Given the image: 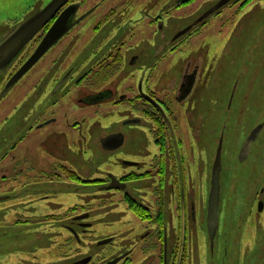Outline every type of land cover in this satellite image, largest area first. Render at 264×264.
I'll use <instances>...</instances> for the list:
<instances>
[{
	"label": "flooded vegetation",
	"instance_id": "obj_1",
	"mask_svg": "<svg viewBox=\"0 0 264 264\" xmlns=\"http://www.w3.org/2000/svg\"><path fill=\"white\" fill-rule=\"evenodd\" d=\"M52 1L33 5L23 18L8 24L0 44ZM161 1L71 0L0 74V107L6 106L19 83L11 107H38L27 117L19 138L0 151V211L8 225L26 227L31 234L44 232L40 238H44L46 260L37 264H239L243 258L251 264L259 253L264 264V159L252 161L248 184L235 180L233 197L227 189L231 184L221 185L222 165L218 231L212 239L208 213L214 161L207 167L195 154L201 138L200 125L194 121L199 110L188 103L199 89L201 66H189L178 82L170 81L165 87L164 75L149 76L154 70L144 74L138 66L144 53L129 45L123 25L130 9L134 10L130 14L143 16L146 25L163 37L169 23L167 9L180 10L196 2L168 0L158 9ZM251 1L216 0L211 9L222 4L219 16L223 7L231 8L230 19L236 6ZM71 7L72 27L67 34L6 90ZM206 21L187 24L165 43L176 52L199 35ZM81 28L87 36L94 35L81 39ZM79 56L83 59L75 64L73 59ZM43 59L45 65L36 67ZM27 81L30 84L23 87ZM186 106L196 113L193 118L184 116ZM93 119L96 122L89 126ZM102 122V135L94 142L101 149L102 166L94 170L78 156L66 154L65 148L90 155L92 135ZM263 130L241 161L244 140L238 149L239 166L252 159ZM144 133L150 137L148 150L125 155L126 144ZM32 134L37 141L22 155L19 148ZM99 216L109 220V228L125 224L129 231L96 234Z\"/></svg>",
	"mask_w": 264,
	"mask_h": 264
},
{
	"label": "rangeland",
	"instance_id": "obj_2",
	"mask_svg": "<svg viewBox=\"0 0 264 264\" xmlns=\"http://www.w3.org/2000/svg\"><path fill=\"white\" fill-rule=\"evenodd\" d=\"M49 1L0 0V34L8 28V24L12 21L21 19L26 12H30L33 5H43ZM159 3L160 5L157 4L158 9L168 3V0ZM215 3L216 0H196L195 3L180 10L167 9L170 12V15L166 14V17L168 16L166 20H169V23L166 24L163 37L146 25L143 16L136 13L130 14L134 11L131 9L128 11L130 16L127 17V22L123 27L126 30L129 45L144 53L143 60L138 66L143 67L144 74L147 75L154 70L153 75L149 76L164 75L165 87L170 81L177 80L178 82L189 66L193 69L200 64L202 74L200 75L199 89L195 98L188 102L191 103V107L194 104L197 105L199 113L196 115L191 107L186 106L184 116L193 118L196 115L194 121L200 125L201 138L196 141L194 151L202 158V162L204 160L207 167L214 161L220 140H222L223 179L221 185L226 187L225 184H231L227 189L229 195L232 196V188L238 180L248 184L252 176L250 169L252 161L257 157L264 159L263 130L252 150V159L247 160L244 167L237 163L238 149L245 142L246 137L258 124L263 125L262 129H264V0H252L249 4L236 6L237 11L233 12L230 19H227V14L232 13L229 7H223L220 10L223 11V14L219 16L218 8L205 18L212 10L211 8L216 5ZM109 4L112 5L111 1ZM142 4L143 7H148L146 3ZM150 5V10L153 13L154 3ZM199 18L201 21L207 20L205 28L187 45H182L181 49L173 52L171 46L167 45L165 41L170 40L176 30L187 24H193L197 19L200 20ZM85 28H81V39L87 41L94 34L91 35L89 32L87 36ZM81 46L82 44L76 50L78 51ZM82 59L79 56L73 61L77 64ZM45 62L46 60L43 59L36 67L44 66ZM155 62L159 64L156 68L154 67ZM190 62H192L191 65H189ZM29 84L30 81H27L22 85L25 87ZM153 84L150 82V86ZM19 87H21L20 83L9 95L10 99L5 102L6 106L0 107V151L19 138L20 133L24 132L23 124L27 117H31L32 115L29 116V114H33L38 108L27 104L20 105L19 108L11 107ZM104 121L108 122L107 119ZM184 121L187 122V119ZM94 122L96 119L91 120L89 126H92ZM101 124L92 135L93 146L90 155L89 152L78 155V149L74 151L68 147L65 148L66 154H72L75 158L78 156V159L83 163L88 162L87 166L89 168L92 166L94 170L102 166L101 149L98 144H94L101 137L105 127L103 122ZM115 126H117L116 123ZM187 132L190 136V132ZM149 138V134L144 133L137 140L131 139L126 144L129 148L124 154L133 155L138 150H148ZM188 138L190 139V137ZM35 141H37V137L32 134L28 141L19 148V153L22 152L23 155V149L34 146ZM108 159L112 161L110 156ZM110 164L114 166L113 163ZM237 185L242 186L241 183ZM2 214L3 210L0 211V264L44 263L46 259L42 255L46 250L45 242L44 238H40L44 232L43 234L42 232L31 234L27 232L26 227L8 225ZM102 217L99 216L96 234L117 233L120 230L129 231L125 224L109 228V220H103ZM136 233L138 232L136 231ZM133 235L130 234V237ZM136 235H140V232ZM262 262V255L259 253L251 264H262ZM247 263L248 261L243 258L239 264ZM227 264L232 263L227 262Z\"/></svg>",
	"mask_w": 264,
	"mask_h": 264
},
{
	"label": "water",
	"instance_id": "obj_3",
	"mask_svg": "<svg viewBox=\"0 0 264 264\" xmlns=\"http://www.w3.org/2000/svg\"><path fill=\"white\" fill-rule=\"evenodd\" d=\"M69 1L71 0H53L45 7L42 12L36 13L32 17L28 18V20L16 27L12 33L2 41L0 44V74L11 65L14 59L24 49V47L31 42L34 36H36L41 31V29L53 19L55 14L60 11ZM220 6H222V4H218L217 7L210 10L205 18H207L208 15L214 13V10L220 8ZM71 10L72 7L67 9L66 12H64V14L59 17V19L56 21V24L51 28V31H49L45 37L44 42L35 51V55L26 62L25 66L20 71L15 74L14 78L8 83L6 90H9L15 86V83L25 76L27 71L36 65V62L46 54L47 50L55 45L62 36L67 34V32L72 27L70 25V17L72 16ZM262 128L263 125L257 126L254 129V132L246 139V143L240 151L241 161H245L247 159L252 144L256 141V138L258 137ZM222 147L223 142L220 140V144L216 152L217 155L213 163L214 169L212 172V188L209 195L208 230L210 231L212 239L217 234L219 223V203L221 198L220 173L223 165L221 163L223 154Z\"/></svg>",
	"mask_w": 264,
	"mask_h": 264
}]
</instances>
